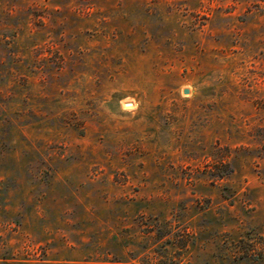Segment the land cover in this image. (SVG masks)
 I'll return each mask as SVG.
<instances>
[{
    "label": "rangeland",
    "instance_id": "rangeland-1",
    "mask_svg": "<svg viewBox=\"0 0 264 264\" xmlns=\"http://www.w3.org/2000/svg\"><path fill=\"white\" fill-rule=\"evenodd\" d=\"M0 264H264V0H0Z\"/></svg>",
    "mask_w": 264,
    "mask_h": 264
},
{
    "label": "water",
    "instance_id": "water-1",
    "mask_svg": "<svg viewBox=\"0 0 264 264\" xmlns=\"http://www.w3.org/2000/svg\"><path fill=\"white\" fill-rule=\"evenodd\" d=\"M183 92H184V93H187V92H188V89H187V88H184V89H183Z\"/></svg>",
    "mask_w": 264,
    "mask_h": 264
}]
</instances>
